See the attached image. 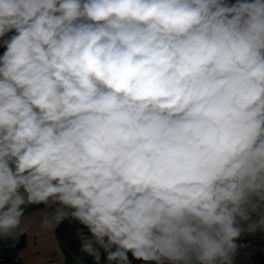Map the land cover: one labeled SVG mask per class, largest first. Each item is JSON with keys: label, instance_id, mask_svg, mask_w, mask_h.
I'll use <instances>...</instances> for the list:
<instances>
[{"label": "clouds", "instance_id": "obj_1", "mask_svg": "<svg viewBox=\"0 0 264 264\" xmlns=\"http://www.w3.org/2000/svg\"><path fill=\"white\" fill-rule=\"evenodd\" d=\"M0 48V239L41 205L94 238L74 264H234L264 232V0H0Z\"/></svg>", "mask_w": 264, "mask_h": 264}, {"label": "crops", "instance_id": "obj_2", "mask_svg": "<svg viewBox=\"0 0 264 264\" xmlns=\"http://www.w3.org/2000/svg\"><path fill=\"white\" fill-rule=\"evenodd\" d=\"M4 49L0 48V55H2ZM45 210L44 206H37L33 210L27 212V214L37 213L34 217L35 223L31 229L29 235L20 237V246L16 248V261H6L4 258V250L7 246L8 239H0V264H35L38 258L43 257L47 264H59V255L56 251L57 244L59 249L63 252V264H66V256L62 244L60 243L56 234L43 232L40 228L39 220L42 212ZM75 221L66 220L64 223H68L73 226ZM62 223V224H64ZM61 224V225H62ZM75 235L78 232H85L88 239H93L86 228L83 226L73 227ZM81 243V240H79ZM79 252V257H80ZM86 257V256H84ZM83 257V258H84ZM260 264H264L262 261Z\"/></svg>", "mask_w": 264, "mask_h": 264}, {"label": "trees", "instance_id": "obj_3", "mask_svg": "<svg viewBox=\"0 0 264 264\" xmlns=\"http://www.w3.org/2000/svg\"><path fill=\"white\" fill-rule=\"evenodd\" d=\"M37 206L29 207L27 209V212L33 210ZM71 225L68 223H64L60 225L56 230L55 234L58 237L60 243L63 246L65 256H66V264H74L73 257H79V248H80V242L77 240L75 232L73 231V227L81 226L78 222H74L72 228ZM20 238L18 242L15 243V246H13V241L9 240L7 241V246L4 250V258L6 261H14V257L16 256V248L20 246ZM85 264H92V258L91 257H84ZM131 259V257H130ZM102 264H103V257H102ZM133 264H140V262L133 261Z\"/></svg>", "mask_w": 264, "mask_h": 264}, {"label": "built area", "instance_id": "obj_4", "mask_svg": "<svg viewBox=\"0 0 264 264\" xmlns=\"http://www.w3.org/2000/svg\"><path fill=\"white\" fill-rule=\"evenodd\" d=\"M86 237L85 232L76 234L77 240H82ZM243 245L239 248L234 264H260L264 261V232H257L255 235H242L237 242ZM16 256L14 261H16Z\"/></svg>", "mask_w": 264, "mask_h": 264}, {"label": "water", "instance_id": "obj_5", "mask_svg": "<svg viewBox=\"0 0 264 264\" xmlns=\"http://www.w3.org/2000/svg\"><path fill=\"white\" fill-rule=\"evenodd\" d=\"M72 228V226H70Z\"/></svg>", "mask_w": 264, "mask_h": 264}]
</instances>
